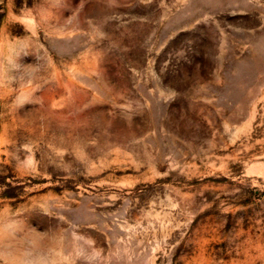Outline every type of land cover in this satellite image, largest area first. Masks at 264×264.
I'll use <instances>...</instances> for the list:
<instances>
[{"label": "rangeland", "instance_id": "obj_1", "mask_svg": "<svg viewBox=\"0 0 264 264\" xmlns=\"http://www.w3.org/2000/svg\"><path fill=\"white\" fill-rule=\"evenodd\" d=\"M0 264H264V0H0Z\"/></svg>", "mask_w": 264, "mask_h": 264}]
</instances>
